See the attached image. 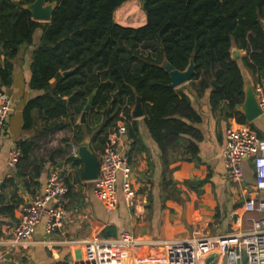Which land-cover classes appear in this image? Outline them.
Returning <instances> with one entry per match:
<instances>
[{
    "label": "trees",
    "instance_id": "trees-1",
    "mask_svg": "<svg viewBox=\"0 0 264 264\" xmlns=\"http://www.w3.org/2000/svg\"><path fill=\"white\" fill-rule=\"evenodd\" d=\"M33 1L0 0V90L11 83V60L20 47L31 44L36 29L42 30L28 83L40 94L26 101L22 130L29 135L15 143L20 152L16 168L32 169L31 178L39 177L47 161L35 149L57 132L69 136L59 139L54 152L74 167L81 161L71 154L69 142L78 145L88 138L97 157L114 147L109 135L119 123L128 138H135L138 123L131 109L136 95L141 98L144 123L161 152L173 148L183 135L197 138L193 123L200 117L185 89L170 86L163 60L184 70L192 59L195 71L189 86L197 95L210 90L214 111L226 110L245 123L243 114L235 110L243 99L244 79L230 50L233 45L244 50V65L264 78V0H139L145 21L137 26L114 18L127 0H45L55 3L49 21L32 19L23 5ZM86 105L85 122L80 123ZM184 147L191 155L198 152L192 141ZM9 183H3L0 192ZM3 197L0 214L20 203L11 196L8 204Z\"/></svg>",
    "mask_w": 264,
    "mask_h": 264
},
{
    "label": "crops",
    "instance_id": "crops-1",
    "mask_svg": "<svg viewBox=\"0 0 264 264\" xmlns=\"http://www.w3.org/2000/svg\"><path fill=\"white\" fill-rule=\"evenodd\" d=\"M130 2H123L119 8ZM142 20L143 23L144 13ZM116 22L130 25L118 20ZM41 32V29H36L31 44L21 46L16 57L11 60V83L4 88L11 97L12 111L0 131V191L3 183H10L5 185L0 194L4 196L3 202L10 204L12 196L13 199H19L20 203L10 212L0 214V264H15L21 253L28 254L26 264L66 262L75 257L72 255L73 246L82 245V241L93 238L114 240L121 232H128L134 239L143 241L144 255L149 264H158L159 247H155L154 241L189 239L198 240L202 244L206 253L202 263L208 264L210 258L214 259L216 245L210 248L211 244L207 245L203 240H216L215 235L228 232L231 229V213L239 210L246 196L253 193L254 172L249 160L242 164L241 184L230 182L224 172L222 150L225 130L229 126L245 124L264 137V119L259 116L251 122L244 119L245 123H242L236 117L227 115L226 110L214 111L211 108L210 90L197 95L189 82L175 87L185 89L191 106L200 117L199 122L193 123L198 137L183 135L173 148L163 153L149 133L143 120L144 115L134 118L138 123L135 138H128L126 133L119 137L109 135L110 142L128 158L135 206H127L120 192L123 176L119 172V202L116 208L106 209L94 197L92 181L82 178V162L78 167L71 166V163L65 162L64 155H57L52 150L49 155L52 161L50 157L42 156L47 161L43 162L37 178H31L28 174L32 169L23 171L19 167L13 169L9 166V152L16 148V141L29 135L22 130V109L28 99L40 94V91L29 88L28 83L32 53L40 42ZM232 47L239 51L236 60L244 79L243 92L252 88L255 90L256 86L264 91V78L253 74L242 62L245 51L236 45ZM235 110L242 114L240 108L235 107ZM59 133L61 131L55 135ZM59 139L57 137V143ZM188 141L197 145L196 155H191L184 147ZM96 158L99 162L101 155ZM51 170H58L64 181L71 185L67 205L72 215L71 221L48 232L43 217L26 246L12 245V229L17 223L22 205L42 193ZM109 231L115 235L106 236ZM143 261L141 255L129 258V264H140Z\"/></svg>",
    "mask_w": 264,
    "mask_h": 264
},
{
    "label": "built area",
    "instance_id": "built-area-1",
    "mask_svg": "<svg viewBox=\"0 0 264 264\" xmlns=\"http://www.w3.org/2000/svg\"><path fill=\"white\" fill-rule=\"evenodd\" d=\"M260 116L264 119V91L260 86L254 90ZM12 111L11 97L0 90V131ZM126 133L123 123H119L113 136ZM71 154L78 157V145L69 142ZM20 152H9V166L15 168ZM224 172L230 182H243L242 164L249 160L253 167V193L248 194L242 207L230 215L231 229L215 235L216 240H203L214 249V264H264V137L254 132L248 125L227 127L222 150ZM119 172L123 178L120 192L129 207L135 206V194L130 181L128 158L115 146L105 149L98 164L97 177L92 180V193L109 210L116 208L119 202L117 188ZM69 186L58 170H51L45 180L40 195L30 198L20 209L17 223L12 229V245L26 246L37 223L45 217L46 231L61 228L71 221L72 215L67 209ZM158 264H203L206 253L198 240L159 241ZM143 241L136 240L128 232H121L114 240L93 238L82 241V255L66 262L51 264H129V258L136 247H142ZM108 247L110 258L102 254ZM118 248L122 252H117ZM120 258L121 262L118 263ZM124 258L127 260L124 262ZM144 261L147 263L144 255ZM2 259V258H1ZM15 264H20L16 262Z\"/></svg>",
    "mask_w": 264,
    "mask_h": 264
},
{
    "label": "water",
    "instance_id": "water-1",
    "mask_svg": "<svg viewBox=\"0 0 264 264\" xmlns=\"http://www.w3.org/2000/svg\"><path fill=\"white\" fill-rule=\"evenodd\" d=\"M13 1L14 3H17V0ZM54 6V2L46 3L45 0H34L29 4L23 5L25 9L29 10L32 19L38 21H49ZM262 22L264 23V20ZM230 54L231 57L236 58L239 56V51L236 48L232 47L230 50ZM161 67L168 73L170 78L169 84L174 88L181 84L189 82L195 71L192 59L189 60V64L184 70L175 69L167 60H163V62L161 63ZM211 86H217L213 80L211 81ZM236 107L241 109L243 117L247 122L253 121L257 117H259L261 113L255 98L253 88L245 91L242 104H236ZM87 109L88 105L85 106L84 111L81 113L79 119L80 123L85 122V114ZM143 114L144 113L142 109L141 98L136 95L135 104L133 105L131 110V117L136 118L142 116ZM78 158L82 162V178L86 181L94 180L97 177L99 162L95 154L89 149L88 138H85L81 143L78 144ZM50 160H53L51 156ZM117 252L121 253L122 249L118 248ZM117 261L118 263H120V258Z\"/></svg>",
    "mask_w": 264,
    "mask_h": 264
},
{
    "label": "rangeland",
    "instance_id": "rangeland-1",
    "mask_svg": "<svg viewBox=\"0 0 264 264\" xmlns=\"http://www.w3.org/2000/svg\"><path fill=\"white\" fill-rule=\"evenodd\" d=\"M117 13H115V18L116 20H118L121 23L124 24H130L132 26H137L140 23H142V19H143V11L141 9V4L139 0H131L130 3H127L125 5H123L121 8H119V10L116 11ZM68 136L67 132L65 131H61V133H59V135H55L50 138V139H46L43 141H40V147L35 149L36 154H38L39 156H44L46 157H50V152L52 150H54L55 148H57L58 143L56 141L57 137L61 138V137H66ZM75 245V244H73ZM102 254L104 255V257L106 259L110 258V251L108 249V247H103L102 248ZM144 247H136L134 249V252H132L133 256H139L141 255V257H144ZM28 254L26 253H21L20 256L17 258V262L20 264H26V256ZM73 256L75 257H80L82 255V250H81V245H77V246H73ZM215 259L210 258L209 259V263L208 264H214Z\"/></svg>",
    "mask_w": 264,
    "mask_h": 264
}]
</instances>
